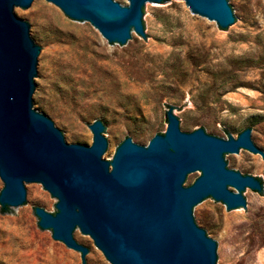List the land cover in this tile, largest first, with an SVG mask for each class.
<instances>
[{
    "label": "water",
    "instance_id": "1",
    "mask_svg": "<svg viewBox=\"0 0 264 264\" xmlns=\"http://www.w3.org/2000/svg\"><path fill=\"white\" fill-rule=\"evenodd\" d=\"M40 0H0V203L23 218L43 186L57 213H35L63 248L94 264L82 245L90 236L111 264H223L213 231L199 221L210 200L237 216L253 209L260 180L236 172L231 156L264 159L256 130L222 139L203 129L186 133L181 108L168 112L165 135L145 146L126 139L117 149L110 121L90 125L93 144H74L39 101L52 50L39 26L21 18ZM77 25H93L115 48L131 50L143 36L152 6L184 2L198 18L229 33L244 22L233 0H47ZM139 34V35H138ZM199 177V178H198ZM198 178L193 185L191 183Z\"/></svg>",
    "mask_w": 264,
    "mask_h": 264
},
{
    "label": "rangeland",
    "instance_id": "2",
    "mask_svg": "<svg viewBox=\"0 0 264 264\" xmlns=\"http://www.w3.org/2000/svg\"><path fill=\"white\" fill-rule=\"evenodd\" d=\"M233 2L244 22L231 33L198 18L186 2L152 6L146 24L154 43L138 34L141 40L126 50L40 0L21 16L39 26V40L52 50L45 60L52 81L42 83L39 101L74 144L92 145L89 126L110 121L116 152L128 138L148 146L165 135L168 112L181 108L186 133L203 129L235 139L234 129L256 130L264 149V0ZM229 163L264 189V159L250 153ZM3 189L0 178V195ZM31 190L36 198L24 218L0 203V264H86L87 257L84 263L39 225L35 210L56 214L57 199L43 186ZM199 221L213 231L223 264H264L263 193L253 192V209L239 216L210 200ZM82 245L96 254L94 264H111L83 233Z\"/></svg>",
    "mask_w": 264,
    "mask_h": 264
}]
</instances>
